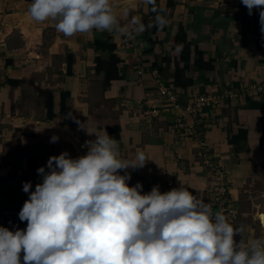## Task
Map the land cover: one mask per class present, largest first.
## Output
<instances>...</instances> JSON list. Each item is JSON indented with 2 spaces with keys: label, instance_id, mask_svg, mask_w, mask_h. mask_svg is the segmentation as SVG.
I'll return each instance as SVG.
<instances>
[{
  "label": "crops",
  "instance_id": "crops-1",
  "mask_svg": "<svg viewBox=\"0 0 264 264\" xmlns=\"http://www.w3.org/2000/svg\"><path fill=\"white\" fill-rule=\"evenodd\" d=\"M30 3L0 0V210L23 206L29 196L23 183L30 181L34 191L42 182L37 169L50 156L87 153L85 141L95 136L80 130L70 118L75 117L90 131L106 130L119 143L122 158H134L138 149L146 153L150 160L143 168L127 170L129 186L142 183V194L159 185L162 193L184 187L211 199L219 170L239 213L229 222L245 242L264 237L260 9L249 15L241 0H155L153 11L144 0H111L122 24L135 15L147 25L163 14L167 26L131 37L118 32L65 37L51 20L33 21L27 14ZM125 7L129 16L122 12ZM112 48L120 58L121 78L105 90L96 60L109 61ZM259 84V94L226 99L203 115L186 111L195 94ZM163 85L178 94L180 109L161 95ZM178 118L196 128L197 138L178 127ZM53 135L58 142L50 143ZM6 228L26 229L19 223Z\"/></svg>",
  "mask_w": 264,
  "mask_h": 264
},
{
  "label": "clouds",
  "instance_id": "clouds-1",
  "mask_svg": "<svg viewBox=\"0 0 264 264\" xmlns=\"http://www.w3.org/2000/svg\"><path fill=\"white\" fill-rule=\"evenodd\" d=\"M144 2L157 11L155 0ZM241 2L249 15L260 9L264 33V0ZM122 12L130 15L128 7ZM27 14L36 22L51 20L65 37L94 32L131 37L168 23L157 14L147 25L135 15L122 24L111 0H31ZM70 118L95 139L85 141V155L50 156L37 169L42 182L34 191L30 181L23 183L29 196L18 216L27 226L14 231L0 226V264H264V237L245 242L223 210L213 211L187 188L162 193L154 185L142 194V183L129 186L127 170L143 168L150 160L146 153L138 149L134 158H122L106 130L90 131L85 121ZM58 140L53 135L50 143Z\"/></svg>",
  "mask_w": 264,
  "mask_h": 264
},
{
  "label": "built area",
  "instance_id": "built-area-1",
  "mask_svg": "<svg viewBox=\"0 0 264 264\" xmlns=\"http://www.w3.org/2000/svg\"><path fill=\"white\" fill-rule=\"evenodd\" d=\"M263 91V85H253V86H247L243 89H227L224 90L222 93H217L215 95H199L195 94L189 104L186 107V111L188 113L194 114V115H203L206 113V109H215L218 106L222 104V102L226 99H237L241 96V94H259ZM160 93L162 96L166 98V101L169 103V105L175 109H180V105L178 104L179 97L178 94L174 92L173 89H171L168 86H161ZM178 127H181L184 129V132L187 136L196 137L198 136V133L196 131V128L193 126H188L185 124L182 118L177 119ZM215 179H216V186H215V196L211 199H207L206 197H202L199 195H195L198 199L203 200L205 203L211 204L213 211L215 208H218L219 210H223L225 214L228 216L229 221H232L234 219L238 218V211L234 208L232 205L230 199L228 198V187L225 182V176L222 172L219 170L215 171ZM173 186V183H171ZM21 207H4L0 210V226L6 227L9 223H19L23 226H27V222H21L18 216L19 211L21 210Z\"/></svg>",
  "mask_w": 264,
  "mask_h": 264
},
{
  "label": "trees",
  "instance_id": "trees-1",
  "mask_svg": "<svg viewBox=\"0 0 264 264\" xmlns=\"http://www.w3.org/2000/svg\"><path fill=\"white\" fill-rule=\"evenodd\" d=\"M183 38V36H182ZM112 55L109 61L102 60L97 58L96 63V72L97 74H104L103 88L107 90L113 81L121 78L118 64L120 63V58L114 53V48H112ZM12 85L16 86L20 82L10 81ZM116 136L119 137V133H116Z\"/></svg>",
  "mask_w": 264,
  "mask_h": 264
}]
</instances>
